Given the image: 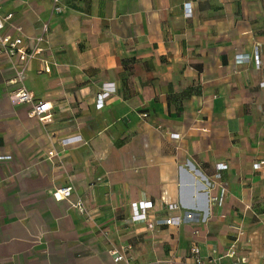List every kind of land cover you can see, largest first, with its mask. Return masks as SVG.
<instances>
[{
    "label": "crops",
    "instance_id": "obj_1",
    "mask_svg": "<svg viewBox=\"0 0 264 264\" xmlns=\"http://www.w3.org/2000/svg\"><path fill=\"white\" fill-rule=\"evenodd\" d=\"M1 1L44 34L51 71L31 60L24 86L53 117L10 102L0 54V264H124L128 244L134 264H186L194 241L264 264V0Z\"/></svg>",
    "mask_w": 264,
    "mask_h": 264
},
{
    "label": "built area",
    "instance_id": "obj_2",
    "mask_svg": "<svg viewBox=\"0 0 264 264\" xmlns=\"http://www.w3.org/2000/svg\"><path fill=\"white\" fill-rule=\"evenodd\" d=\"M0 0V54H6L10 59L15 58L17 63L19 64L18 69L15 72L14 77L9 82L19 83V86L12 89L9 93V99L12 104H20L31 102L32 109L30 110V115L35 116L39 122H50L53 117L52 113V105L48 100H35L34 101V93H32L28 88L24 86V78L26 76V71L29 66V62L31 60L36 59L38 64H40L38 72L41 73H49L51 71V60L48 59L47 56L44 55L45 49L40 45L41 41L44 39V34L40 33V35H29L24 34L20 25L13 23L12 17L13 13H3L2 12V4ZM54 6L52 11H57L60 9L58 0H52ZM184 13L186 16H190L191 9L190 7H186L184 9ZM49 30V19L44 20L42 22V32L47 33ZM254 57H257V51L254 54ZM108 81L104 80L98 92V97L108 95L110 91H108L106 85ZM147 113H143L142 116L146 117ZM48 159L52 158L55 153L53 151H47ZM264 164V161H259L254 164V167H259ZM226 168L225 163H221L217 165V171H221ZM72 192V186L65 185L56 188L54 191V195L58 197V199H68ZM215 199V198H214ZM72 206L77 208L82 214H88L84 203L81 200H76L72 203ZM144 214H139L138 218H142ZM159 223H179V219L174 218H165L164 220L158 221ZM197 230H194L196 233ZM244 233L243 228H238V237L235 239L233 243H231L227 249H225L224 253L221 257H232L236 255L239 251L240 246V235ZM131 249V245H126L123 247L121 252L117 253L114 260L116 262L124 261V264H134L132 255L129 250ZM190 250V259L191 262L186 264H215V261L218 257L215 255H210L207 257H203L199 250V246L197 242H193L189 248Z\"/></svg>",
    "mask_w": 264,
    "mask_h": 264
}]
</instances>
